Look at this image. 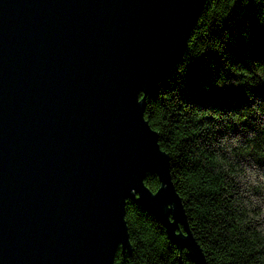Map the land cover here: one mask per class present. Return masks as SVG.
Returning a JSON list of instances; mask_svg holds the SVG:
<instances>
[{"label":"water","instance_id":"1","mask_svg":"<svg viewBox=\"0 0 264 264\" xmlns=\"http://www.w3.org/2000/svg\"><path fill=\"white\" fill-rule=\"evenodd\" d=\"M207 1L0 0V264L133 256L129 199L211 264L145 110Z\"/></svg>","mask_w":264,"mask_h":264},{"label":"trees","instance_id":"2","mask_svg":"<svg viewBox=\"0 0 264 264\" xmlns=\"http://www.w3.org/2000/svg\"><path fill=\"white\" fill-rule=\"evenodd\" d=\"M193 28L183 59L147 98L146 119L171 156L207 261L264 264V212L254 198L264 189L246 182L249 168L264 173V0H208ZM146 184L156 193L161 179L148 174ZM127 203L133 256L120 250L116 264H195L154 214Z\"/></svg>","mask_w":264,"mask_h":264},{"label":"rangeland","instance_id":"3","mask_svg":"<svg viewBox=\"0 0 264 264\" xmlns=\"http://www.w3.org/2000/svg\"><path fill=\"white\" fill-rule=\"evenodd\" d=\"M246 182H248V185L251 186V184L253 186H263L262 191L264 189V173H263V169L262 170H258L256 168H249L247 171V177H246ZM261 189V188H260ZM255 194V192H254ZM253 194V196H254ZM264 194V193H263ZM256 202L261 205L262 210L264 212V195L263 197L261 196H255L254 197Z\"/></svg>","mask_w":264,"mask_h":264}]
</instances>
